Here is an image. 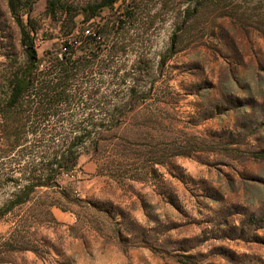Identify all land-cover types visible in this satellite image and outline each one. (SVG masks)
Segmentation results:
<instances>
[{
	"label": "rangeland",
	"instance_id": "obj_1",
	"mask_svg": "<svg viewBox=\"0 0 264 264\" xmlns=\"http://www.w3.org/2000/svg\"><path fill=\"white\" fill-rule=\"evenodd\" d=\"M87 1L65 0L66 11L32 4L40 54L61 47L72 26L95 29L82 14L68 19ZM130 1L96 20L113 22ZM136 2L143 22L130 32L142 42L127 61L149 58L137 77L154 86L119 132L137 139L118 147L126 149L107 171L82 154L57 178L60 189L38 188L0 215V264H264V0H237L232 18L206 9L188 25L190 0ZM175 30L179 50L159 67ZM19 52V28L0 0V101ZM177 149L190 154L170 155ZM7 173L0 166V207L17 189Z\"/></svg>",
	"mask_w": 264,
	"mask_h": 264
},
{
	"label": "trees",
	"instance_id": "obj_2",
	"mask_svg": "<svg viewBox=\"0 0 264 264\" xmlns=\"http://www.w3.org/2000/svg\"><path fill=\"white\" fill-rule=\"evenodd\" d=\"M35 1L7 0L19 28L18 54L23 59L6 65V91L0 101V166L9 170L6 183L17 186L0 207V215L29 201L38 188L60 189L57 178L72 174L84 153L99 161L98 171L109 170L108 160L122 156L125 145L131 149L129 145L137 139L136 132L127 136L119 130L134 118L137 104L150 98L154 86L153 79L137 77L140 66L148 71L151 68L149 58L137 55L127 61L136 43L142 42L138 34L130 32L143 22L136 15V0L113 22H100L96 17L117 0L87 1L68 19L73 21L82 14L83 21L95 24V29L72 26L61 47L44 49L42 54L36 41L38 30L29 18ZM236 1L190 0L182 24H191L206 9L214 11V18H232ZM65 3L47 0V8L71 9ZM176 34V30L172 32L159 67L179 50ZM150 117L148 113L147 122ZM121 144L125 145L120 149ZM189 154V150L177 149L170 155ZM152 163L162 160L154 158ZM4 261L0 257V262Z\"/></svg>",
	"mask_w": 264,
	"mask_h": 264
},
{
	"label": "built area",
	"instance_id": "obj_3",
	"mask_svg": "<svg viewBox=\"0 0 264 264\" xmlns=\"http://www.w3.org/2000/svg\"><path fill=\"white\" fill-rule=\"evenodd\" d=\"M85 33H88V30H85Z\"/></svg>",
	"mask_w": 264,
	"mask_h": 264
}]
</instances>
